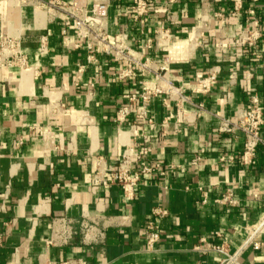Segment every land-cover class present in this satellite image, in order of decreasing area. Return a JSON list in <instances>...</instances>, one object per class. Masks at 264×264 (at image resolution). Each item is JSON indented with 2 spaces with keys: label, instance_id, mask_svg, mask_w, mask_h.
<instances>
[{
  "label": "crops",
  "instance_id": "1",
  "mask_svg": "<svg viewBox=\"0 0 264 264\" xmlns=\"http://www.w3.org/2000/svg\"><path fill=\"white\" fill-rule=\"evenodd\" d=\"M131 4L110 0L108 32H126L188 96L156 95L151 124L138 126L136 104L124 122L115 118L137 91L138 73L119 78L126 64L104 53L88 62L72 27L64 37L61 10L0 0V38H16L26 60L0 67V264H264V124L247 163L243 134L217 131L251 97L264 116V0H153L139 17ZM253 20L259 38L239 44ZM157 29L170 33L164 49ZM212 69L208 91L192 92L196 75ZM139 146L159 169L138 181L132 199L116 184L91 186L97 169ZM227 188L235 205L214 202ZM59 220L69 226L66 239ZM149 222L158 234L151 248Z\"/></svg>",
  "mask_w": 264,
  "mask_h": 264
},
{
  "label": "built area",
  "instance_id": "2",
  "mask_svg": "<svg viewBox=\"0 0 264 264\" xmlns=\"http://www.w3.org/2000/svg\"><path fill=\"white\" fill-rule=\"evenodd\" d=\"M20 4H31L36 10H48L56 8L63 12L61 17L63 24V34L65 37L66 28L72 27L76 34L84 40L86 49V59L88 62H94L98 53L110 55L115 61L124 62L126 65L118 72L119 78H127L135 73L141 76L137 91L127 97L119 106L116 112V121L124 122L131 112V104H136L133 115L132 126L140 124H151V119L147 114V108L152 100L158 94L167 93L175 96L178 102L188 100L187 94L183 92L181 87L175 86L173 82L166 79L161 71L164 69L163 64H157L153 67L154 62L151 58L144 56L137 48L133 47L132 40L127 36L126 32L120 31L116 34H110L107 29V14L110 6V0H95L89 6L85 0H68L59 1L52 0L44 2L42 0H17ZM172 1V0H170ZM153 4V0H132L130 9L135 17L144 15L149 7ZM155 40L164 49L170 40L168 30H155ZM259 38L258 23L253 20L249 23L246 32L241 33L238 37L239 44L253 46ZM194 42V41H193ZM145 45H149L148 41ZM169 58L166 56L164 59ZM25 56L19 50V42L16 38L4 35L0 38V67L1 66H19L25 65ZM157 63V62H156ZM81 69V68H80ZM153 75V81H146L144 78ZM217 70H209L206 74H197L195 84L191 87L194 93L204 94L211 87L216 79ZM93 86V83H90ZM202 107V103L198 104ZM264 124V116L256 97H251L249 106L238 110L231 118H223L219 123L217 131L220 133H228L239 131L244 136L243 149L241 152V160L244 163L250 162L251 157L257 150V147L263 142L261 137V128ZM148 148L139 146L138 148L130 147L125 151L118 162L107 168L105 172L97 169L91 180L93 188L102 186L107 188L110 184H116L122 196L126 199L134 197V187L138 181L147 174H151L159 169L158 163H150L147 160ZM208 192L203 193V202ZM256 195L254 194L253 197ZM214 202L222 205L233 206L236 199L233 196L231 188H227L220 194ZM154 214H163L164 210L155 208ZM67 222L59 220L56 229L66 239L70 235ZM146 247L151 248L158 239L157 231L154 225L149 222L147 224ZM256 229V228H255ZM81 230L87 234L91 230V226L86 222L81 223ZM255 231V230H254ZM251 232V235L253 232ZM250 241V239H249ZM253 247L258 248V242H253ZM219 248V247H217ZM231 258L224 264H230Z\"/></svg>",
  "mask_w": 264,
  "mask_h": 264
}]
</instances>
